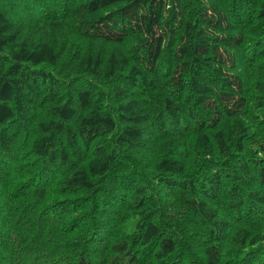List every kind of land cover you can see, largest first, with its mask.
I'll return each mask as SVG.
<instances>
[{"label":"trees","instance_id":"obj_1","mask_svg":"<svg viewBox=\"0 0 264 264\" xmlns=\"http://www.w3.org/2000/svg\"><path fill=\"white\" fill-rule=\"evenodd\" d=\"M0 264H264V0H0Z\"/></svg>","mask_w":264,"mask_h":264}]
</instances>
